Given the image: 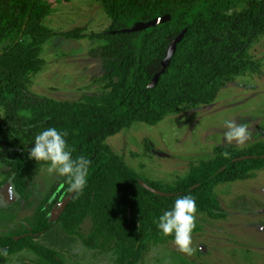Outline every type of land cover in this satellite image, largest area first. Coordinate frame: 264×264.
Segmentation results:
<instances>
[{
  "label": "trees",
  "instance_id": "obj_1",
  "mask_svg": "<svg viewBox=\"0 0 264 264\" xmlns=\"http://www.w3.org/2000/svg\"><path fill=\"white\" fill-rule=\"evenodd\" d=\"M95 1L110 18L109 28L93 36L103 44L89 52L102 65L106 91L57 101L28 90L27 75L42 63L37 49L26 52L21 44L31 39L39 47L52 35L41 25L47 5L44 0H0V45L6 43L0 51V189L10 183L19 212L32 209L39 175L48 165L29 153L36 135L49 127L68 133L74 158L91 161L82 193L70 191L62 177L31 216H21L15 229L0 235V249H7L6 255L0 254V264L22 252L35 256L29 264H66L59 252L37 242L56 225L87 250L111 253L113 264H138L151 245L174 242V235H163L157 223L178 197L190 194L198 213L223 219L215 189L264 171V141L244 150L219 146L213 158L191 165L183 178L144 182L170 195L162 197L143 188L139 176L106 144L133 124L155 126L210 105L236 77L255 73L259 65L251 50L264 37V0ZM167 15L170 21L154 28L112 34ZM185 29L168 67L149 88L162 71L167 48ZM63 35L83 36L80 28ZM243 158L249 159L237 161ZM71 194L58 221L50 223L52 209ZM200 229L196 226L192 235Z\"/></svg>",
  "mask_w": 264,
  "mask_h": 264
},
{
  "label": "rangeland",
  "instance_id": "obj_2",
  "mask_svg": "<svg viewBox=\"0 0 264 264\" xmlns=\"http://www.w3.org/2000/svg\"><path fill=\"white\" fill-rule=\"evenodd\" d=\"M44 4L48 12L41 25L52 35L39 47L31 39L21 42L26 52L37 49L42 63L39 70L27 75L28 90L57 101H77L84 94L106 91L102 65L89 57V52L103 44L93 36L109 28V16L95 0H44ZM75 28L82 30L81 38L67 39L63 35ZM5 46L6 43L0 45V51ZM251 55L258 70L236 77L221 90L214 103L168 117L155 126L133 124L109 137L106 144L124 159L141 182L172 183L183 178L191 165L213 158L219 146L244 150L264 141V37L252 47ZM228 121L246 125L251 138L243 144L235 140L229 144L224 137ZM47 167L39 175L32 209L20 213L14 202L0 205L1 236L16 228L21 216H31L62 178L50 175ZM2 180L0 174V183ZM215 192L228 215L215 220L198 213L196 226L201 229L192 235L191 254L181 252L174 242L151 245L139 264H264V231L254 226L264 221V171L251 179L219 185ZM258 211L263 214L253 215ZM37 241L59 252L66 264H113L111 253L100 255L85 249L59 225ZM35 259L22 252L11 256L6 264H29Z\"/></svg>",
  "mask_w": 264,
  "mask_h": 264
},
{
  "label": "clouds",
  "instance_id": "obj_3",
  "mask_svg": "<svg viewBox=\"0 0 264 264\" xmlns=\"http://www.w3.org/2000/svg\"><path fill=\"white\" fill-rule=\"evenodd\" d=\"M228 131L224 133L225 140L231 144L235 140L239 144L251 138V132L244 124L237 125L226 122ZM66 131L49 127L36 135L29 156L37 162H45L50 175L66 177L69 190L82 193L87 186L91 161L84 156L73 157L74 149L70 147ZM198 208L192 195L178 197L172 208L158 218L157 227L165 236L174 235V243L181 252L191 254L193 249L192 233L196 228ZM0 254L6 255L7 249H0Z\"/></svg>",
  "mask_w": 264,
  "mask_h": 264
},
{
  "label": "water",
  "instance_id": "obj_4",
  "mask_svg": "<svg viewBox=\"0 0 264 264\" xmlns=\"http://www.w3.org/2000/svg\"><path fill=\"white\" fill-rule=\"evenodd\" d=\"M170 16H164L161 18H156L152 21L146 22V23H137L135 24L131 29H126V30H121L120 32H112V34H117V33H122V34H130V33H137V32H142L145 31L147 29H151L154 28L156 26H159L161 24H164L168 21H170ZM187 32V29L183 30L173 41L172 43L169 45V47L167 48L166 51V56L163 60V62L161 63L162 66V71L158 74L155 75V77L153 78L151 84L149 85V88H154L156 86V84L158 83V80L160 78V76L164 73V71L166 70V68L168 67L173 55L175 54V51L177 49V46L182 42V40L185 37V34ZM244 159H249V158H243L237 161H241ZM264 159V157H263ZM141 185L143 186V188H145L146 190H148L149 192L156 194L158 196H162V197H168L170 195L168 194H164L162 192H159L157 190H154L152 188H150L148 185H146L144 182H141ZM10 188L12 190V192L14 193V189L12 187V185L10 183H7L4 188H2L0 190V196L5 199V194L7 189ZM15 197L13 199L7 200L4 202L3 200V204H9L10 202H13L14 200L17 199L16 194L14 193ZM73 194H71L69 197L63 199L60 203H58L51 211L50 213V219L49 222L50 223H54L57 222L59 217L62 215V213L64 212L65 208L67 207V205L69 204L70 200L72 199ZM52 202V200L49 202V204Z\"/></svg>",
  "mask_w": 264,
  "mask_h": 264
},
{
  "label": "flooded vegetation",
  "instance_id": "obj_5",
  "mask_svg": "<svg viewBox=\"0 0 264 264\" xmlns=\"http://www.w3.org/2000/svg\"><path fill=\"white\" fill-rule=\"evenodd\" d=\"M257 173V172H256ZM255 173V174H256ZM3 188H4V186H3ZM2 189V188H1ZM0 189V190H1ZM14 193H15V191H14ZM16 194V193H15ZM16 196H17V194H16ZM219 196V195H218ZM54 198V197H53ZM220 198V197H219ZM18 200V196H17V199L16 200H14L13 202L15 203L16 201ZM0 205L2 206H6L7 204H3V198L0 196ZM222 205V204H221ZM224 213V212H223ZM263 214V212L262 211H258V212H256V213H250V214H253V215H256V214ZM225 214V213H224ZM227 213L225 214V218L227 217ZM225 218H223V219H225ZM216 220V219H215ZM254 226H258V227H260L263 231H264V221H262V222H259V223H256ZM15 229V228H14ZM38 242V241H37ZM83 246V245H82ZM85 248V247H84ZM86 249V248H85ZM139 264V263H138Z\"/></svg>",
  "mask_w": 264,
  "mask_h": 264
},
{
  "label": "bare ground",
  "instance_id": "obj_6",
  "mask_svg": "<svg viewBox=\"0 0 264 264\" xmlns=\"http://www.w3.org/2000/svg\"><path fill=\"white\" fill-rule=\"evenodd\" d=\"M14 197H15L14 193L12 192V190L10 188H8L6 191V194H5V199H3V200L5 202L7 200L13 199Z\"/></svg>",
  "mask_w": 264,
  "mask_h": 264
}]
</instances>
